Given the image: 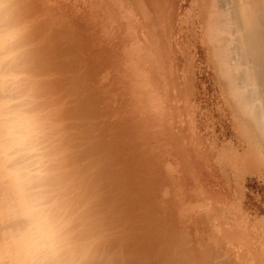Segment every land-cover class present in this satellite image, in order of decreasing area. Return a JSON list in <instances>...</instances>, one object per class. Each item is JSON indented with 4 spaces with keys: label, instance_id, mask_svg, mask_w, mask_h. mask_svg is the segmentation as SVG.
Listing matches in <instances>:
<instances>
[{
    "label": "bare ground",
    "instance_id": "obj_1",
    "mask_svg": "<svg viewBox=\"0 0 264 264\" xmlns=\"http://www.w3.org/2000/svg\"><path fill=\"white\" fill-rule=\"evenodd\" d=\"M24 1L0 65L59 59L39 116L0 68V264H264V0Z\"/></svg>",
    "mask_w": 264,
    "mask_h": 264
},
{
    "label": "rangeland",
    "instance_id": "obj_2",
    "mask_svg": "<svg viewBox=\"0 0 264 264\" xmlns=\"http://www.w3.org/2000/svg\"><path fill=\"white\" fill-rule=\"evenodd\" d=\"M3 1H6V0H3ZM2 1V2H3ZM11 1H13L14 2V0H11ZM189 1V0H188ZM17 2V0H15V3ZM19 3L17 4H15V5H20V8L19 9H21L22 7V11H23V13H25V11H26V8L24 7V5L26 4V2L24 1L23 2V0L22 1H18ZM172 2H174V7L175 8H177L178 6H179V2H180V0H172ZM176 3V4H175ZM4 4V3H3ZM13 4V5H14ZM13 6V8L16 10V11H18L19 9H18V7L17 6ZM22 5V6H21ZM172 5H173V3H172ZM6 6H7V4H6ZM48 6H50V4H48ZM9 7V6H8ZM62 7V6H61ZM60 7V8H61ZM59 8V9H60ZM14 9H11V11H9V10H7L6 8L4 9L5 11H4V14L2 13L3 11H2V9H0V12L3 14V15H1L0 14V31H1V29H2V31H4L5 30V27H7V26H14V25H18V24H20V25H22L23 26V20H24V18L22 17V13L20 12V11H18V12H14ZM25 11H24V10ZM7 11L9 12V14L7 13ZM13 12V13H12ZM5 13H7V14H5ZM16 13H20L21 14V16L20 15H16ZM11 14V15H10ZM16 15V17H17V19L15 20V15ZM12 15H14L13 17H15V18H13L12 17ZM2 16V17H1ZM6 16V17H5ZM7 16H10L11 18H9V20H7ZM22 17V20H19V18L20 17ZM4 17V18H3ZM5 18H6V20H5ZM10 19H11V22H12V20H13V22H14V24H13V22L11 23L10 22ZM21 19V18H20ZM5 20V22H1V21H4ZM8 22H9V24H8ZM17 22V24H15ZM25 22V21H24ZM5 23V24H4ZM11 24V25H10ZM4 26V27H3ZM2 27V28H1ZM29 30V31H28ZM28 30H25V34L27 35V34H30V32H32L31 31V29H28ZM22 31V30H21ZM18 32V31H17ZM23 32H24V30H23ZM22 32V33H23ZM34 32H36L35 34H31V36H30V38L32 39L31 41H30V39H29V37H27L29 40V42H28V44H30V43H32L33 41V47L31 46H29V45H27L26 43H27V39H26V42H24L23 44H25L24 46L26 47L27 46V48H29V50H31V52L29 53V50L26 48L25 50H26V52L24 53V52H21L20 54L18 53V52H16L15 53V58H17V59H11V61L13 62V60L15 61V63H12V62H10L9 60V57H10V55H11V53H9V52H11V50H8V47H13L14 46V44H13V42H11V39H10V41L9 42H6L7 44H6V46H4L3 44L0 46V47H2V46H4V47H2V49L0 50V52H6V51H9V52H6V55L7 56H9L8 57V60H2V65H0V68L2 67V66H5L4 68H1V69H5V70H8L9 68H11V67H17V68H15L14 67V69L12 70L13 71V75H14V77L16 78L17 77V79L22 75V77H20L18 80L19 81H22V84H24L23 86H22V89H19L20 91H19V93L18 94H20V95H18L19 97H21L22 95V92H23V95L24 96H22V97H27L28 95H32V94H35V95H37L38 96V100H35L34 98H31L32 100V102L33 103H30L31 105H30V107H31V110L33 109V113H34V115L35 116H39V115H41L42 114V110H43V108H45V106L43 105V106H41L42 105V102H43V99H44V97L47 95V93L46 92H50L53 88L52 87H47V85H48V83H49V80L47 79V78H42V77H40V78H34L32 81H30V82H27L28 81V76H27V74L30 72V70H31V72H33L35 69V72L36 73H38V72H40V70H41V68H42V72L43 71H46L47 70V67L48 66H50V67H53V65H55V64H57V62H58V59L54 62V64H51V62L49 63V60L50 59H45V56H38V55H36V54H38L37 52H35V49H36V44L35 43H37V38L36 37H34V36H37V37H39V35H41V36H43L42 34H41V31H33L32 33H34ZM39 32H40V34H39ZM1 33V32H0ZM21 33V32H20ZM20 33H18L17 35H18V37H15L14 38V36H17V35H15L14 34V36L13 37H11L12 38V40L13 39H16V40H18V38L20 39L23 35H22V33L20 34ZM43 33V32H42ZM37 34V35H36ZM39 34V35H38ZM20 36V37H19ZM32 36H33V38H34V40H33V38H32ZM39 38H41V37H39ZM38 38V39H39ZM36 39V40H35ZM14 41V40H13ZM0 43H1V41H0ZM3 43H5V42H3ZM8 43H12V45L11 44H9V46H8ZM193 43V41H191L190 42V44H192ZM30 45H32V44H30ZM8 46V47H7ZM29 46V47H28ZM38 46V45H37ZM40 47V46H39ZM6 48V51L4 50ZM22 48L23 49H20L21 51H25L24 50V47H23V45H22ZM33 48V49H32ZM9 49H11V48H9ZM3 50V51H2ZM28 50V51H27ZM32 50H34V51H32ZM47 50V49H46ZM33 52H35L34 54H33ZM10 55H9V54ZM27 53V54H26ZM29 53V54H28ZM4 54V53H3ZM2 53H0V58H2V59H5V57H6V59H7V56L6 55H3ZM2 55V56H1ZM24 55V56H23ZM36 57H35V56ZM3 56H4V58H3ZM18 56V57H17ZM22 56V57H21ZM38 56V57H37ZM25 57V58H24ZM42 57V58H41ZM27 58V59H26ZM25 59V60H24ZM35 61V62H34ZM60 61H61V59H60ZM59 61V62H60ZM4 62H6V64L4 63ZM24 64H23V63ZM10 63H12V65H8V64H10ZM34 66V67H33ZM23 68H27L25 71L23 70ZM0 69V72L2 73V70ZM38 69H39V71H38ZM20 70H21V72H20ZM4 71V70H3ZM16 72H17V75H16ZM22 72H24V74L22 73ZM26 73V74H25ZM21 74V75H20ZM1 75V74H0ZM20 75V76H19ZM14 79V78H13ZM22 79V80H21ZM23 79H25V80H23ZM44 79V80H43ZM47 79V80H46ZM36 81V82H35ZM25 82V83H24ZM43 82H45L44 84H43ZM29 83H31L30 84V86H29ZM42 84V85H41ZM27 86V87H26ZM24 87H25V89L26 90H24L23 91V89H24ZM33 87V88H32ZM42 87H44V88H42ZM38 88H39V91H38ZM50 88V89H49ZM29 89V90H28ZM35 89V90H34ZM28 90V91H27ZM47 90V91H46ZM45 91V92H44ZM29 92H31V94L29 93ZM35 92V93H34ZM2 94L0 93V96H1ZM4 95H6V94H4ZM14 95V96H13ZM13 95H11L12 97H14V100H16L17 101V99L19 98L18 96V98L16 99V97H15V95H16V93L15 94H13ZM43 95V96H42ZM8 96V95H7ZM6 96V97H7ZM5 97V96H4ZM46 98V97H45ZM10 99V98H9ZM8 99V100H9ZM13 100V101H14ZM11 101H12V99H11ZM18 101H20V98L18 99ZM36 101V102H35ZM9 103H11L10 102V100H9ZM6 104V106H7V103H5ZM12 104H13V102H12ZM9 107H10V105H8ZM12 106V105H11ZM6 108V107H5ZM34 109H35V111H34ZM42 109V110H41ZM39 110V111H38ZM42 111V112H41ZM32 112H31V114H32ZM39 112H41L40 114H39ZM212 128H213V126H212ZM211 127H210V129H212ZM228 130L230 131V129L228 128ZM205 131V129L203 128V132ZM218 131H215L214 130V133H217ZM205 133V132H204ZM229 137H231V132H230V134L228 135ZM228 140V139H227ZM245 176H246V174H245ZM258 175H256V171H255V173L253 172V174H251L250 175V177H253V179H254V177H257ZM248 178H249V176H248ZM7 180V179H6ZM5 180H2V178H1V176H0V184L2 183V182H4ZM235 185H237L236 183H235ZM264 184H262L261 183V185L260 184H256V185H254V188H253V191L254 192H256L257 193V196H256V193H254V192H252V194H251V205L252 206H254V208H257L258 209V214H256V221H257V228L259 227V229L256 231V232H260L261 230H264V186H263ZM256 196V197H255ZM258 197V198H257ZM256 198V199H255ZM254 199V200H253ZM257 201H259L261 204H262V206H260V203L259 202H257ZM257 218H259L260 219V221H259V219H257ZM261 223L260 225H259V223ZM262 232V231H261ZM68 234H70L69 232H68ZM74 235V234H73ZM72 234H71V237L73 236ZM67 239H69L70 241H69V243L72 245V243H71V238H70V235H67V237H66ZM89 256V257H88ZM87 257L89 258V260H88V262H86V264H90V254L88 253V255H87ZM76 257H74V259L73 260H76L75 259ZM80 261H83V260H80ZM73 263H75V261L74 262H70V264H73ZM92 263L94 264L95 263V261L93 260L92 261Z\"/></svg>",
    "mask_w": 264,
    "mask_h": 264
}]
</instances>
